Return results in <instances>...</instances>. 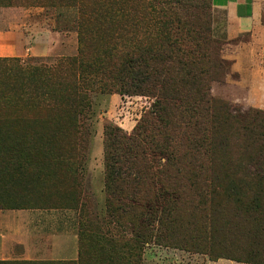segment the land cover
<instances>
[{
    "label": "trees",
    "instance_id": "trees-1",
    "mask_svg": "<svg viewBox=\"0 0 264 264\" xmlns=\"http://www.w3.org/2000/svg\"><path fill=\"white\" fill-rule=\"evenodd\" d=\"M64 2L78 12L77 55L57 62V68L70 76L51 89L49 101L42 108L29 103L40 113L12 121L0 118V126L23 123L18 131L9 126L6 140L0 138V205L27 201L32 206H77L83 188L79 172L85 160L82 121L90 112V95L114 90L146 96L153 102L133 135H109L110 148L117 145L120 154L105 159L107 222L123 219L135 204L131 194L136 186L131 179L135 163L126 155L137 153L139 143L147 141L164 154L169 165L168 157L179 158L174 166L179 163L183 169L182 173L175 170V178L183 179L188 192L203 201V219L198 222L206 225L209 242L219 247L217 260L264 264V112L234 113L211 97L209 83L227 76V61L205 35L195 33L191 38L188 25L172 9L162 8L163 0ZM183 31L190 43L196 47V41L201 43L208 71L197 69L199 64L182 50L179 35ZM38 72L29 71L15 81L45 76L44 70ZM14 98L0 94V109H15ZM33 160L47 162L48 178L18 175ZM123 161L130 166L119 167ZM180 199L174 194L166 197L156 219L163 233L182 225L177 209ZM191 221L199 225L194 217ZM85 232L79 224L80 244H93L97 234ZM147 233L135 235L132 251L136 253L130 257L134 263H140L142 244L153 238L152 231ZM81 259L82 253L74 263H82Z\"/></svg>",
    "mask_w": 264,
    "mask_h": 264
},
{
    "label": "rangeland",
    "instance_id": "rangeland-1",
    "mask_svg": "<svg viewBox=\"0 0 264 264\" xmlns=\"http://www.w3.org/2000/svg\"><path fill=\"white\" fill-rule=\"evenodd\" d=\"M188 1L163 0L162 8L172 9L180 21L188 25L191 38L195 33L205 35L211 41L215 52L227 61L229 65L227 76L221 81L209 83L211 97L229 105L234 113H245L248 110L264 112V85L260 87L262 90L257 92L241 89L239 85L241 74L236 69L237 66L231 65L230 59L234 52L232 46L247 41V37L229 39L225 15L214 8L211 0ZM77 21V9L67 6L64 0H0V35L7 33L26 35L30 40L32 39L30 42L41 39L43 43L49 42L52 46H57L55 51L59 49V53L51 57L0 59V94L3 97L15 96L14 104L17 106L10 110L1 108V119L10 117L12 121L15 118L37 115L40 109L29 107V103L32 102V105L42 108L44 102L49 101L51 89L57 82L61 79H69L70 74L57 68L56 64L77 55ZM185 31L179 35L180 43L183 42L182 50L186 52L188 58L199 64L197 69L208 71L209 67L201 43L196 41L197 47L190 43V39H186ZM229 56L231 58H228ZM33 70L39 72L44 70L45 76L41 78L40 75H35L21 82L15 81V78L27 75ZM5 90H10L13 94ZM89 99L90 112L82 121L85 126L83 131L85 160L79 172L83 185L80 203L77 206L66 207L32 206L27 201L0 205V235L5 231L12 234L14 230L19 236L22 234V240L32 242L26 246V250H30L27 251L30 257L28 261L21 260L25 249L18 242L15 248L0 243V262L238 264L224 259L217 260L219 247L209 242L204 231L206 225L198 222L203 219V201L197 196L198 194L188 192L183 179L175 178V170L182 173L183 169L182 164L177 163L174 166L179 158H175L174 155L175 161H172V158L168 157L169 165L164 154L151 147L147 141L139 143L137 153L126 155L135 163V175L131 177L136 182V186L131 190L135 204L123 219L118 222L113 220L111 224L107 222L104 189L107 174L105 159L109 154L111 158L115 157L118 152H116L117 145L110 148L109 135L119 138L131 137L140 120L150 111L153 100L141 95H121L114 90L107 95H90ZM22 124L0 126V138L6 137L9 126L10 130L15 128L18 131V127ZM121 152L128 151L122 149ZM181 154L182 152L179 156ZM122 166L126 169L130 165L125 166L123 161L119 167ZM18 175L23 178L46 179L49 177L48 164L44 160L28 161ZM172 194L181 197L177 209L180 211L179 217L183 226L178 228L175 226L163 233L156 219L160 217L159 212L167 203L166 197H171ZM192 217L194 223H199L198 226L191 225ZM79 224L85 226L86 235L97 234L93 237V244L87 241L80 244ZM147 232L156 240L146 239L141 247L140 263H134L130 257L136 253L132 251L133 244L136 243L135 235ZM64 238L77 252L76 259L67 261L45 258V253L50 250L51 244ZM109 240L114 241V245H108ZM80 253L83 262L74 263L79 260ZM110 259L114 260L113 263L109 262Z\"/></svg>",
    "mask_w": 264,
    "mask_h": 264
},
{
    "label": "crops",
    "instance_id": "crops-1",
    "mask_svg": "<svg viewBox=\"0 0 264 264\" xmlns=\"http://www.w3.org/2000/svg\"><path fill=\"white\" fill-rule=\"evenodd\" d=\"M212 3L214 8L225 15L229 39L239 36L247 37V41L232 46L233 56L228 57L231 58L232 67L237 66L236 69L241 74L240 88L247 91H261L260 87L264 85V0H212ZM31 40L29 36L17 35V33L0 35V59H21L28 56L51 57L59 53V49L55 51L57 46L54 47L49 42L43 43L41 39L30 42ZM13 232L11 234L5 231L3 235H0V243L15 248L18 242L25 249L21 260H30L27 252L30 250H26V246L32 243L31 240H22V234L19 236L15 233L16 231L13 230ZM77 255L74 247L69 246L64 238L51 244L50 250L45 253V258L68 261L75 260Z\"/></svg>",
    "mask_w": 264,
    "mask_h": 264
}]
</instances>
